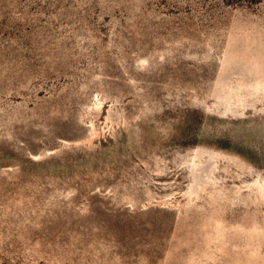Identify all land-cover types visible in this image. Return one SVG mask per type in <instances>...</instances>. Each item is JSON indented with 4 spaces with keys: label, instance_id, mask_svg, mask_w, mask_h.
<instances>
[{
    "label": "rangeland",
    "instance_id": "rangeland-1",
    "mask_svg": "<svg viewBox=\"0 0 264 264\" xmlns=\"http://www.w3.org/2000/svg\"><path fill=\"white\" fill-rule=\"evenodd\" d=\"M0 264H264V0H0Z\"/></svg>",
    "mask_w": 264,
    "mask_h": 264
},
{
    "label": "bare ground",
    "instance_id": "bare-ground-1",
    "mask_svg": "<svg viewBox=\"0 0 264 264\" xmlns=\"http://www.w3.org/2000/svg\"><path fill=\"white\" fill-rule=\"evenodd\" d=\"M100 104H101V102H100V101H97V102L95 103V106L98 107ZM55 115H56V114H55ZM49 117H50V118H55V117H53V116H49ZM91 127H92V125H91ZM92 130H93V133H91V135H92L91 138H93V136H97V134L95 133L96 131L94 130L93 127H92Z\"/></svg>",
    "mask_w": 264,
    "mask_h": 264
}]
</instances>
